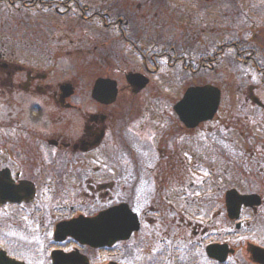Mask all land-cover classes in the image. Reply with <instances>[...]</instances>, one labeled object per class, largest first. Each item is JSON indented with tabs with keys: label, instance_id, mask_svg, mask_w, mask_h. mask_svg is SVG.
<instances>
[{
	"label": "flooded vegetation",
	"instance_id": "obj_1",
	"mask_svg": "<svg viewBox=\"0 0 264 264\" xmlns=\"http://www.w3.org/2000/svg\"><path fill=\"white\" fill-rule=\"evenodd\" d=\"M83 1L0 0L26 26L29 12L42 18L49 10L62 18L73 8L82 23L118 36L124 50L114 55L120 64L127 54L139 62L138 69L123 73L125 85L100 76L90 98H83L74 81L53 83L41 68L7 57L0 48V103L7 105H0V264H133L129 253L144 264H227L232 257L236 264H264L261 27L241 41L194 56L170 42L174 17L186 21V0H134L136 14L154 6L142 14L157 22L151 47L142 40L149 39V31L134 30L136 14L127 0L118 15L107 11L106 3L96 9ZM25 37L19 44L23 51H15L27 56L32 33ZM111 48L99 52L104 65L113 60ZM229 54L235 70L248 78H235L236 97L245 102L230 99L222 112L221 79L200 77L213 73ZM186 76L192 81L186 83ZM99 79L114 82L116 93L111 84L97 87ZM196 86L215 87L220 102L211 119L187 126L175 107ZM122 89L140 94L144 105L133 102L127 113L122 107L113 113L110 107L118 104ZM177 137L194 142H169ZM25 231L50 232L48 238H17ZM241 247L244 256L238 255Z\"/></svg>",
	"mask_w": 264,
	"mask_h": 264
},
{
	"label": "rangeland",
	"instance_id": "obj_2",
	"mask_svg": "<svg viewBox=\"0 0 264 264\" xmlns=\"http://www.w3.org/2000/svg\"><path fill=\"white\" fill-rule=\"evenodd\" d=\"M190 1L192 2L189 3V0H186V3H188L186 4V21L182 19V17L176 16L174 17L175 26L171 24V28L169 27L172 36L170 42L174 43L178 48L186 46V53L192 52L194 56H197L203 53V49L207 47L210 49L214 48L216 51V48L221 46V44L229 45L230 42L241 41L242 38L245 39L254 35L255 32L252 31L253 27L260 26V36H264V0H238V5L235 0H215L214 2L203 0ZM83 2L88 3L91 7L96 9H101L100 5L106 3L105 9H107V11L108 9H115L116 11H114V13L118 15L121 3L124 2V0H84ZM133 2L134 0H127V9L130 10V8H133L136 14L135 6L137 4L133 6ZM157 5L158 4H155V6ZM153 7H144L142 12L136 14L133 23L134 30H139L140 33H142L141 30L145 29V31L147 30L150 32H147L149 39L148 37L142 39L145 41L147 47H151V42L155 39L153 36H156L154 33L157 22H153L151 19L147 18V16L143 17L142 14L149 12ZM201 9H204V11L201 12ZM46 12V16L42 18H39L40 15H35L38 14L37 11L27 13L31 15L30 19L32 20L29 21L26 26V24L20 22L21 19H16L14 16L17 14L16 10L0 5V48H2L7 57L11 56L14 59L20 58L23 60V63L32 68H41V70H44V72L48 74L49 80L53 83L74 81L75 86L78 85L76 87L78 94L83 95V98L91 94L94 82L100 76L120 80L122 84L125 85L126 81L123 73L139 68L138 60L129 54H127L128 57L125 58L124 64L119 63L120 59L114 54L123 51L124 48L121 45V41L117 39L118 36L115 33L113 34L104 30L103 27H100V25L97 26V24L89 25L88 23H82L78 20L79 15L75 13L73 8L68 13V16L62 18L55 16L53 11L47 10ZM198 12L205 17L201 19L197 18ZM160 14V16H163L164 12ZM193 18H195V20H193L194 22L189 23ZM179 21L180 25L178 24ZM231 24H233L235 29L231 28ZM184 25H186V33L183 32L185 28ZM164 29L165 28L162 30ZM203 29H205V33L202 32ZM25 32L32 33V40H29V44L32 45V47L28 49L33 51L27 56L15 51L22 49V46L19 44L23 42V38H26ZM24 42L28 43V40ZM15 44L17 45L15 46ZM41 44H43V46ZM109 45L112 46L110 53L113 57L110 59L113 60H111L110 64L104 65L102 56L99 55V52L103 47H108ZM41 47L46 48V52H48L44 53L45 50H41ZM96 47L98 50L95 49ZM121 47L123 49H121ZM44 54L45 60H42L40 56ZM226 56H228V58L224 57L222 59L223 61H221V65L213 73H206L205 71L200 77L208 79L209 82H218L221 79L220 83L224 84V91L226 93L225 102L220 109L222 112L227 109V105L230 104L227 102H229L230 99H241V97H236L238 87L235 78L237 77L239 80L245 77L246 79L248 78L246 75L247 73L245 74L241 68L238 67V70H235L236 66L230 60L232 55L229 54ZM25 59L30 63H27ZM52 63L55 65H52ZM194 67L199 66L196 65ZM48 69H51V71H48ZM175 71L177 78H183L182 73L178 74L177 69ZM252 74L255 75V72L249 73V76ZM186 75H188L187 72ZM75 77H79L78 82L75 81ZM156 77L160 78L161 76L158 75ZM196 78H198V76H196ZM192 79V76H186V83L191 82ZM155 82L156 84L158 83L157 80H155ZM155 86L156 85H153L152 88L155 89ZM175 94L177 95L176 92ZM139 98L140 94L133 96L129 90L122 89L118 104L116 103L117 105L115 104L110 107V110L115 113L122 107V111L127 113L130 104L135 103L138 106L144 105V103L141 104ZM241 101L245 102V98H242ZM19 104L20 102L16 101L14 105L18 106ZM0 105L7 108L6 103H0ZM242 105L243 103L240 102V105H238L240 106L239 109ZM86 106L92 108L87 102ZM138 120L139 116L135 117V121ZM209 124L213 125L215 123ZM169 142H181L184 144V142L193 143L194 141H184L183 139L180 140V137H177L174 141L169 140ZM199 142H201V140ZM64 202L68 201L65 200ZM49 232L50 231H46L43 236H36L34 231H25V235L17 236V238H23L25 240L37 239V237L48 238ZM245 253V249L241 247L238 255L244 256ZM127 257L132 259L131 261H133V264H144L137 257L132 256L131 253H129ZM206 264L210 263L206 262ZM227 264H236L234 258H230ZM243 264L251 263L246 261V263Z\"/></svg>",
	"mask_w": 264,
	"mask_h": 264
},
{
	"label": "water",
	"instance_id": "obj_3",
	"mask_svg": "<svg viewBox=\"0 0 264 264\" xmlns=\"http://www.w3.org/2000/svg\"><path fill=\"white\" fill-rule=\"evenodd\" d=\"M110 84L112 85V92L115 94V83L110 80H99L97 87L109 86ZM219 94L217 89L210 86L189 89L184 99L175 107V110L187 126L206 121L214 116L218 108ZM114 97L115 95H113ZM222 252L224 254L222 260H225L227 255L226 247L222 248Z\"/></svg>",
	"mask_w": 264,
	"mask_h": 264
}]
</instances>
